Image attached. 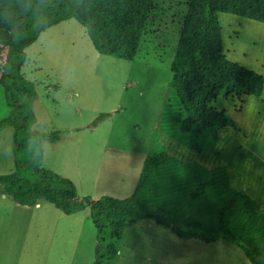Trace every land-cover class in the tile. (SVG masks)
<instances>
[{"label": "trees", "instance_id": "16d2710c", "mask_svg": "<svg viewBox=\"0 0 264 264\" xmlns=\"http://www.w3.org/2000/svg\"><path fill=\"white\" fill-rule=\"evenodd\" d=\"M13 7L0 0V14L9 22L4 32V62L0 85L6 92L9 117L0 131L14 128L16 170L0 176L2 194L33 208L52 204L64 214L91 211L97 230L94 264H115L127 229L145 220L170 230L181 240L220 241L240 249L252 264H264V212L244 191L231 187L228 167L214 169L184 163L170 155L155 135L151 152L132 196L93 200L80 198L75 184L44 168L43 144L57 143L60 131L38 132L31 109L33 85L22 75L26 50L42 32L76 19L86 28L101 55L134 60L140 50L155 0H21ZM186 4L179 40L171 64L173 78L160 130L179 144L204 152L234 127L216 105L229 92L260 99L264 75L229 59L224 53L220 14L264 24V0H179ZM242 106L240 110L242 109ZM107 115L102 116V119Z\"/></svg>", "mask_w": 264, "mask_h": 264}, {"label": "rangeland", "instance_id": "374dc122", "mask_svg": "<svg viewBox=\"0 0 264 264\" xmlns=\"http://www.w3.org/2000/svg\"><path fill=\"white\" fill-rule=\"evenodd\" d=\"M5 1L13 7L22 6L21 0ZM186 13L187 6L182 1L155 0V10L134 60L98 53L88 31L76 19L50 27L27 48L21 73L35 91L34 98L30 99L37 118L34 130L62 133L60 142L43 144L42 166L71 180L78 195L87 194L82 198L92 194L98 200L105 196L130 197L155 135H160V143L179 158L175 155L179 154V147L160 130V121ZM238 18L241 17L219 15L224 53L229 59L264 75L261 69L264 28L245 25ZM8 28L9 22L0 14V77L5 49L3 35ZM241 100L246 105H241L237 92H229L228 98L223 95L218 100L217 108L235 126L229 127L230 133H224L217 147L203 153L193 152L201 161L222 163L228 170L231 166L243 182L261 187L264 186V113L257 98L242 95ZM11 111L5 89L0 85V122ZM104 115L107 117L102 119ZM244 131L249 135L245 137ZM13 138L14 128L0 131V176L16 170ZM187 156L191 155H183ZM1 203L0 264H15L23 231L28 229L31 239L39 236L37 220L24 225V219L14 213L7 219V207ZM52 208L62 212L55 206ZM86 209L85 233L80 246L74 248L77 241L63 238L59 232L45 264H89L85 261L91 254L89 232L96 227L90 209ZM52 231L45 230V237L51 238ZM120 250L115 264H252L243 251L227 242L207 244L196 239L181 240L152 220L127 229Z\"/></svg>", "mask_w": 264, "mask_h": 264}, {"label": "crops", "instance_id": "0c3cea01", "mask_svg": "<svg viewBox=\"0 0 264 264\" xmlns=\"http://www.w3.org/2000/svg\"><path fill=\"white\" fill-rule=\"evenodd\" d=\"M240 22L247 24L248 26H259L262 25L264 28V24L252 21L246 18H238ZM249 21V22H246ZM250 23V24H249ZM261 69L264 71V62L261 64ZM249 97V99H252L254 97L251 96H246ZM256 99V98H254ZM260 103V110L264 113V93L263 96L260 99H257ZM218 103L216 104V106ZM246 105V104H245ZM95 127H93L94 129ZM228 129L231 128H226L221 131V140L220 142L215 145L214 147H209L208 149H213L217 147L221 141H223L224 133L229 132ZM236 132V130H233ZM251 132V131H250ZM230 133V132H229ZM233 133V132H231ZM237 133V132H236ZM243 133V130H242ZM245 137L249 135L247 131H244ZM231 136V135H230ZM174 141V140H173ZM176 147H179V154H175L178 156L179 160L183 161L184 163H192L196 162L194 160H198L197 163L207 167L208 169H214L216 167L224 166L222 163H207L205 161H201V159L197 156V151L189 149L178 142L174 141L172 142ZM166 147V146H165ZM167 148V147H166ZM206 149L205 151H207ZM192 150V151H191ZM181 151V152H180ZM197 153H195V152ZM204 151V152H205ZM167 152L171 155V153L167 150ZM216 152V151H215ZM189 154L191 156L183 157L185 154ZM203 153V152H202ZM182 154V155H181ZM193 155V156H192ZM173 156V155H172ZM175 157V156H174ZM177 158V157H176ZM145 162V161H144ZM144 165V163H143ZM143 169V167H142ZM229 175H230V185L232 188L239 190V191H244L246 192L262 209V201L264 197V186L262 185L261 187L257 186H250L243 182L240 178V174L237 172L233 173V169L230 166L229 168ZM142 172V170H141ZM234 174V176H233ZM141 175V173H140ZM140 178V176H139ZM139 181V179H138ZM138 184V182H137ZM137 187V185H136ZM136 189V188H135ZM135 191V190H134ZM79 196L82 198L84 196H87V194H79ZM92 199H97V197L92 194L88 195ZM132 196V195H131ZM0 198H1V204L7 207V219H10L13 216V213L16 215L18 218H23L26 223L32 224V222L36 219L37 221V230L39 236L36 237V239H31L28 236V229L23 231V240L21 241V248L19 253L17 254V257L15 259V264H45L46 260L48 258V255L51 253L52 248L54 247L55 240L57 237V234L59 232L62 233L63 238H71V240H76L78 244L74 246V248H78L80 246L79 242L82 240V237L85 233V220H84V214L88 212L86 207L82 210H78L75 212H72L70 215H66L63 212L59 213L52 206H49L47 202H41L38 204L36 207L29 208V207H23L21 205H18L14 203L11 199H9L7 196L2 194V188L0 186ZM263 210V209H262ZM264 212V211H263ZM95 226V225H94ZM7 232L9 231L8 228ZM49 229L53 230L52 231V236L51 238L45 237L44 233L45 230ZM94 229V228H93ZM90 239H89V254L88 260L85 259L86 262H89V264H94L95 262V253L94 250L97 246V230L90 231ZM42 235L44 236L42 238ZM55 236V237H54ZM81 239V240H80ZM77 250V249H76ZM81 259V257H79ZM73 260V258L71 259Z\"/></svg>", "mask_w": 264, "mask_h": 264}]
</instances>
